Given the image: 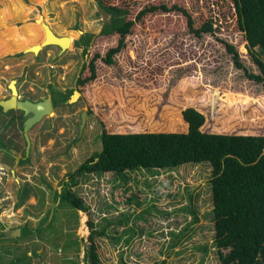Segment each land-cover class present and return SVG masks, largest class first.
<instances>
[{
	"label": "rangeland",
	"instance_id": "obj_1",
	"mask_svg": "<svg viewBox=\"0 0 264 264\" xmlns=\"http://www.w3.org/2000/svg\"><path fill=\"white\" fill-rule=\"evenodd\" d=\"M102 1L130 9L132 17L145 5L164 3L168 7H181L190 14L195 28L211 24L214 33L194 38L189 34L187 16L181 13L148 16L133 28L125 49L115 58L116 66L99 65L97 78L79 91L76 82L82 75L87 56L76 42L85 34L98 36L108 21L98 3L95 0H0V10L9 8L13 14L10 20L0 24L1 40H11L13 31L23 32L27 24H32L42 36L30 39L26 48L41 45L45 37L43 22H49L60 36L75 35L71 48L65 52L49 46L41 50L38 57L22 53L18 57L0 58V94H8L6 85L16 79L21 95L30 99L70 90L81 94L70 106L56 108L52 118L47 117L32 129L29 133L31 149L23 165L14 168L11 157L0 159V218L6 219V214L11 216L13 212V226L28 225L32 231L40 229L38 235L31 233L24 238L23 234L17 243L0 245V264H84L88 245L79 242L63 250V244L66 239H88L92 231L89 223L94 221V225L101 228L105 216L112 221L122 216L128 223H113L107 236L96 239L103 264H219L213 247L214 225L209 215L213 208L209 185L211 169L204 164L186 165L174 173L161 172L155 177L135 171L126 173L125 178L107 173L86 183L79 179L83 189L79 196L88 203L90 210L59 206L55 191H60L63 181L69 180L79 165L100 151L99 136L103 129L113 134L121 133L118 128L127 124L125 120L112 122L111 112L120 116L127 113L124 116L131 119L129 123L134 120L139 123L149 117L162 120L164 88L165 91H178V86L187 82L191 92H200L202 84H208L220 91L264 93L235 67L233 53L228 50V45L232 46L242 63L254 69L250 66L245 35L238 27L233 0ZM95 40L88 49L90 58L96 52L104 54L114 47L118 37ZM160 43L166 45L165 55L161 54L162 48H157ZM88 75L87 71L83 73L84 77ZM101 90L121 92L115 95L120 101L112 99L104 105V98L100 101L95 97ZM144 102L147 106H143ZM221 104L220 101L217 106ZM255 108L252 106L245 114L250 115ZM83 111L88 117L80 132ZM201 113L205 116L203 131L214 133L210 108ZM9 132L7 146L24 151L26 144L22 139L18 146L11 142V133L21 134L13 127ZM129 133L132 132L122 131V134ZM226 134L240 135L238 131ZM188 194H192L191 203ZM182 207L194 210L199 221L194 222L190 213L180 211ZM161 211L171 214L163 215ZM52 214L51 224L44 228L47 226L45 216ZM41 220L43 224L37 228ZM186 226V234L180 238L179 245L170 249V232ZM119 236L121 239L117 242ZM56 244L62 247L57 254L54 252ZM202 247H207L208 252H203Z\"/></svg>",
	"mask_w": 264,
	"mask_h": 264
},
{
	"label": "trees",
	"instance_id": "obj_2",
	"mask_svg": "<svg viewBox=\"0 0 264 264\" xmlns=\"http://www.w3.org/2000/svg\"><path fill=\"white\" fill-rule=\"evenodd\" d=\"M95 1L98 8L108 16V21L98 36L85 34L76 42L87 56V61L82 67V75L76 82L79 91L97 78L99 65L109 68L116 66L115 58L125 49L127 38L132 35L133 28L148 16L181 13L187 16L189 34L194 38L200 39L205 34L214 33L211 24L195 28L190 14L181 7H168L164 3L145 5L132 17L131 10L126 7L109 5L102 0ZM233 5L238 27L244 33L247 42L252 63L250 66L254 69L250 70L242 63L232 46L228 45V50L233 53L235 67L243 71L245 77L256 85L258 90L264 91V0H233ZM8 9L0 10V24H4L13 16ZM33 26L27 24L25 26L27 29L14 33L8 42L15 44L33 37L34 32L29 28ZM113 36L118 37L114 47H110L104 54L96 52L90 58L88 49L95 39H109ZM165 47L163 43L157 46L158 50L162 48L160 51L163 55L166 52ZM86 71L89 75L84 77L83 73ZM177 89L179 90L165 91V88L163 90L166 94L162 120L146 117L148 119L139 123L135 120L129 123L131 119L125 117L127 113H123L126 115L122 117L111 112L112 122L119 123L125 120L127 124L118 128L121 133L113 134L103 129L99 136L100 151L79 165L70 174L69 180L63 181L60 191H55L56 198L60 201L59 206L81 211L90 210L88 203L79 196L83 190L79 186V179L86 183L98 180L107 173H114L117 178H125L126 173L135 171L155 177L161 172L174 173L186 165L204 164L211 169L209 185L213 208L209 215L214 225L213 247L219 264H264V93L220 91L208 84H202L200 92H191L188 89V82ZM73 91L60 94L53 92L52 96L58 94L56 95L58 97H53L54 105L64 107L67 102L69 103ZM100 92L96 93L95 97L100 101L104 98L106 100L104 105L112 99L120 101V97L115 95L121 92L117 94L109 90ZM220 101L221 106H217ZM143 106H147L145 102ZM252 106L256 108L250 115H246L245 112ZM207 108H210L214 120L211 124L214 133L202 129L205 116L201 112ZM183 109L185 110L182 117ZM125 130L132 133L122 134ZM185 131L187 132L183 133ZM231 131H238L240 135L226 134ZM74 187L79 189L74 190ZM188 200L191 203L192 194H188ZM179 210L190 213L194 222L199 221L197 213L191 208L182 207ZM161 212L163 215L171 214L167 211ZM49 215L45 216L47 226L51 224L53 217V214ZM120 218L112 221L109 217H103L101 223L104 225L100 223L101 228L91 221L89 224L92 231L88 239L75 241L66 239L63 250H68L72 244L78 245L82 242L88 245L85 249L84 264H103L97 251L96 239L107 236L111 224L128 223L122 216ZM42 224L43 222L39 224L40 227ZM187 227L170 232L172 237L168 245L170 249H175L179 245V240L185 236ZM60 232L61 239H64L62 231ZM26 233L32 232L28 229ZM120 239L121 236L116 241L119 242ZM59 247L56 244V248ZM201 249L205 253L208 252L207 247Z\"/></svg>",
	"mask_w": 264,
	"mask_h": 264
},
{
	"label": "flooded vegetation",
	"instance_id": "obj_3",
	"mask_svg": "<svg viewBox=\"0 0 264 264\" xmlns=\"http://www.w3.org/2000/svg\"><path fill=\"white\" fill-rule=\"evenodd\" d=\"M12 81L13 80H11L6 85V89L5 90L8 92V94L2 95V93H3L2 91L3 90L1 89L2 93L0 94L1 95L0 96V101L7 100V99H9L12 96V89H11V86H10ZM15 81H16L15 87H16V90H17V93H18V100L19 101L29 100V101H32V102H39V101L44 100L46 98H50L52 103H53L54 113H56L55 109L58 108V107L54 105L53 97L54 96L58 97L56 95L60 94V92H58V94H55L54 96H50V97H46V98L30 99V98H27L26 96H22L21 95V89L19 87L18 80L16 79ZM75 91L76 90H74L73 93L71 94L70 99H69V103L67 102V104L64 107H68V106L71 105V102H72V99H73ZM77 92H79V91H77ZM80 96H81V94L79 92V97L76 99V101L80 98ZM81 115H82V112L80 114V124H81V120H82L81 119ZM29 116H25V113L23 111L17 110V109L4 111L3 108L0 106V153L4 154L5 157H11L12 158L11 160L13 161V167L14 168L18 167L19 165H21L20 163L25 161L24 151H25L26 148L24 149V151L20 152L21 153V157L20 158H18V152L15 154L14 150L11 151V150L7 149V145L10 144L9 143V135H10L9 129H11L13 127L14 131H16V129H17L18 133L21 134V135H16L15 134L16 132H14V134L11 133L12 134V141H11L12 143H14V144L15 143H20V140L22 139L23 142L27 145L26 139H25V132H24V123H25V120L27 119V117H29ZM46 118L47 117H45L43 120H45ZM49 118H52V117H49ZM41 122H39L38 124H40ZM38 124L34 125L32 127V129H34ZM80 124H79V128H80ZM32 129L30 131H32ZM43 217H44V215H43ZM43 217H41V218H43ZM42 222H43V220H41L39 224H41ZM39 226L40 225H38L37 228ZM47 227L48 226H46L44 228H47ZM1 228L2 229L0 231V245H2V246H4V245L8 246L9 242L10 243H17L20 239H22V235L23 234H24L23 235L24 238L27 237L28 235H30V234L26 233L28 229L32 233H35V231H36V229L34 231H32L31 228L28 225H25V226L18 225V226H15V227H8L5 224H3L1 226ZM16 229H21V234H18L16 231H14ZM35 234L37 235V233H35ZM39 246L42 248V249L39 248V252L43 251L44 247H43L41 242H40ZM40 249H41V251H40ZM61 250H62V248H59V249L54 250V252L57 254V251H61ZM35 254H36V252H35Z\"/></svg>",
	"mask_w": 264,
	"mask_h": 264
},
{
	"label": "water",
	"instance_id": "obj_4",
	"mask_svg": "<svg viewBox=\"0 0 264 264\" xmlns=\"http://www.w3.org/2000/svg\"><path fill=\"white\" fill-rule=\"evenodd\" d=\"M43 29H44L45 37L41 45H35L32 47H29L25 49L23 52L25 54L32 53V54L38 55L41 50L49 46L59 47L61 52H65L66 51L65 46L64 44H62V41L69 42L70 38L69 37H57L55 33H53L48 28L47 25H43ZM50 35L53 36L56 42H52V41L49 42ZM39 46L41 48L39 52H37L35 48H38ZM15 83L16 81L13 80L10 84L11 89H12V96L7 100L0 101V106L3 108L4 111L17 109V110L23 111L25 113V116L30 115L29 117H27L24 123L25 139L27 143L26 154H28L30 147H31V141H30L29 134H28L29 131L32 129L34 125L41 122L45 117H49V116L52 117L55 115V113L53 110V103L50 98H46L39 102H32L29 100L19 101ZM78 97H79V92L75 91L72 102L75 101ZM81 119L82 120L80 124V132H82L85 126L86 120H87V114L85 111L82 112ZM14 231H16L18 234H21V229H16Z\"/></svg>",
	"mask_w": 264,
	"mask_h": 264
},
{
	"label": "crops",
	"instance_id": "obj_5",
	"mask_svg": "<svg viewBox=\"0 0 264 264\" xmlns=\"http://www.w3.org/2000/svg\"><path fill=\"white\" fill-rule=\"evenodd\" d=\"M49 25H50V23L49 22H47ZM51 26V25H50ZM30 29H32L33 30V32H34V35H33V37H28L26 40H24V41H20L19 43H11V42H8V40L6 39V40H4V39H0V58H2V57H5V56H16V57H18V55H20V54H22V53H24L23 51L25 50V48H26V45H28L30 42H31V40H36L38 37H41L42 35H41V33H39V30L35 27V26H33V27H29ZM25 29H27L26 27L25 28H23V30H25ZM11 31V30H10ZM18 32H20V31H17V30H15V31H13V34L14 33H18ZM55 33V32H54ZM56 34V33H55ZM14 36V35H13ZM0 38H2V33L0 34ZM31 39V40H30ZM14 44V45H13ZM12 45V46H11ZM23 45V46H22ZM32 47V46H31ZM13 49H15V51H13ZM27 49V48H26ZM41 52V51H40ZM39 52V53H40ZM35 55V54H34ZM39 55H35V57H38ZM187 131H188V128H187ZM186 131V132H187ZM31 132V131H30ZM29 132V133H30ZM186 132H184V133H186ZM31 140V139H30ZM17 144V146H18V144L19 143H16ZM26 147H27V145H26ZM7 149H9V150H11V151H13L14 150V152H15V154L18 152L17 150H15L14 148H10L9 146H7ZM30 149H31V147H30ZM29 153H30V150H29ZM29 153L28 154H26V149H25V151H24V157H25V160H26V158H28V155H29ZM10 156V155H9ZM21 157V153L20 152H18V158H20ZM7 157H5L4 156V154H2V153H0V159H2V160H4V159H6ZM8 159V158H7ZM26 161H24V162H22V163H20L21 165H23L24 163H25ZM14 172L15 171H13V174H14ZM12 213V215H14L13 214V212H10V214ZM7 216V218L6 219H4V218H0V231H1V226L3 225V224H5L6 226H8V227H15V226H13L11 223H12V218H14V216H10L8 213L6 214ZM42 215H43V212H42ZM10 219V220H9ZM0 254H1V250H0ZM31 254H34V253H31ZM1 263V262H0Z\"/></svg>",
	"mask_w": 264,
	"mask_h": 264
},
{
	"label": "bare ground",
	"instance_id": "obj_6",
	"mask_svg": "<svg viewBox=\"0 0 264 264\" xmlns=\"http://www.w3.org/2000/svg\"><path fill=\"white\" fill-rule=\"evenodd\" d=\"M60 13V12H59ZM42 22V21H41ZM43 25H47L48 26V28L54 33V30H52V28H51V26L48 24V23H41V26L43 27ZM45 34V33H44ZM57 37H69L70 39H69V42H66V41H62V44H64V46H65V50H68V49H70L71 48V45H72V41L74 40V38H75V35L73 34V33H71V34H68V35H66V36H60L59 34H55ZM77 39V38H76ZM56 42V40L53 38V36L52 35H50V39H49V42ZM59 42V41H58ZM40 46L38 47V48H35L36 50H37V52H39V50H40Z\"/></svg>",
	"mask_w": 264,
	"mask_h": 264
}]
</instances>
